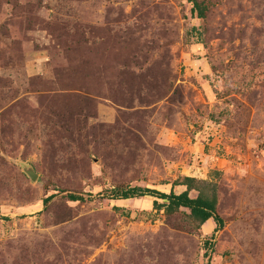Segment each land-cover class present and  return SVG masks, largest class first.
<instances>
[{
	"label": "rangeland",
	"instance_id": "374dc122",
	"mask_svg": "<svg viewBox=\"0 0 264 264\" xmlns=\"http://www.w3.org/2000/svg\"><path fill=\"white\" fill-rule=\"evenodd\" d=\"M196 1L0 0V264H264V0Z\"/></svg>",
	"mask_w": 264,
	"mask_h": 264
},
{
	"label": "trees",
	"instance_id": "16d2710c",
	"mask_svg": "<svg viewBox=\"0 0 264 264\" xmlns=\"http://www.w3.org/2000/svg\"><path fill=\"white\" fill-rule=\"evenodd\" d=\"M192 3V11L197 12V16L199 18H203L205 8H202V5L199 4L196 0H192ZM194 182L195 180L193 179H185V182L182 185L187 188V191L180 195H175L173 192H171L169 195H165L147 189L128 188L126 190H119L114 197L116 200H131L153 197L165 202L164 206L162 207H164L166 213L168 214H173L180 209H185L190 212L191 218L194 221L198 222L200 226H203L209 220H214L215 222H217L218 218L216 216V194H212L211 196L207 197L204 191H201L196 199L190 198L188 192L192 189V184ZM52 198V196L47 198L43 202V205L46 207L47 204L52 201ZM68 199L70 202L82 201V198L73 195H70ZM154 206L160 207L157 202H154Z\"/></svg>",
	"mask_w": 264,
	"mask_h": 264
},
{
	"label": "water",
	"instance_id": "95a60500",
	"mask_svg": "<svg viewBox=\"0 0 264 264\" xmlns=\"http://www.w3.org/2000/svg\"><path fill=\"white\" fill-rule=\"evenodd\" d=\"M25 173L32 182L36 181L38 176L33 171H25Z\"/></svg>",
	"mask_w": 264,
	"mask_h": 264
}]
</instances>
